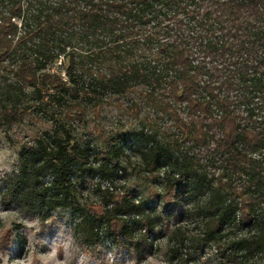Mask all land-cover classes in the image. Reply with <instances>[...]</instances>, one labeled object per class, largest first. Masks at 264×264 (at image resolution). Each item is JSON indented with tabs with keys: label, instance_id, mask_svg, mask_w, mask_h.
Masks as SVG:
<instances>
[{
	"label": "trees",
	"instance_id": "obj_1",
	"mask_svg": "<svg viewBox=\"0 0 264 264\" xmlns=\"http://www.w3.org/2000/svg\"><path fill=\"white\" fill-rule=\"evenodd\" d=\"M1 79L0 129L20 145L1 199L39 201L42 222L68 210L80 235L73 263L80 254L85 264H118L103 239L139 263L155 221L167 224L193 192L207 197L198 214L221 264H239V249L264 258V0H0ZM113 100L146 112L143 128L76 141L72 127L93 132ZM36 111L51 117L52 134L14 141L9 130ZM157 118L166 129L146 133ZM128 148L148 175V197L114 183ZM90 176L108 185L78 206V183ZM241 226L254 229L250 238L227 242V228ZM15 239L7 228L0 251Z\"/></svg>",
	"mask_w": 264,
	"mask_h": 264
},
{
	"label": "rangeland",
	"instance_id": "obj_2",
	"mask_svg": "<svg viewBox=\"0 0 264 264\" xmlns=\"http://www.w3.org/2000/svg\"><path fill=\"white\" fill-rule=\"evenodd\" d=\"M5 77L10 80V76L6 73ZM0 92L7 91L5 83L0 80ZM116 100L105 103L101 116L95 117L90 122V128L93 132H88L75 124L74 129L76 141H80L84 145L99 144L101 134L110 130H117L119 135H134L143 127L141 121L146 112L140 117L132 113L120 111ZM154 119V113L149 114ZM24 122L21 126L10 129V136L14 141L18 139L31 140L36 134H52L53 122L50 116L39 111L29 112L26 114ZM169 123L167 118H157L152 127L145 128L148 133L151 131H164ZM146 127L145 123L143 124ZM12 140V141H13ZM19 143H11L6 137V132L0 129V236L6 229L12 228L15 231L16 239L7 250L0 251V264H85L86 256L78 255L76 263L74 261V253L76 252L80 238L79 233L74 232L73 228L76 223L68 210L58 209L49 213L55 219L45 220V208L41 209L40 202L29 200L30 202H14L13 200L6 202L1 198L2 180L12 171L19 169V160L17 159V150ZM125 158L126 171L122 172L114 180L118 186H124L128 192L134 193L137 198L148 197V183L145 180L147 174L139 169L140 156L133 154V150L128 148ZM130 160V161H128ZM48 180V179H47ZM158 184V186H157ZM79 191L76 192L75 199L78 206H83L90 201L99 200L101 191L98 187H107L105 181L98 178L86 177L79 181ZM99 185V186H98ZM161 189L159 182L154 184ZM206 196L199 192H193L189 197L183 198V203L177 208L174 217L169 214L167 224L162 220L155 221L156 232L147 235L146 240L152 246L150 253L142 258L139 263L126 256V252H130L126 247L116 248L111 241L103 239L105 253L109 260H114L118 254V264H221L217 258L215 246L204 237V227L201 223L202 216L198 214L197 207L206 201ZM151 199V198H150ZM149 199V200H150ZM152 203H150L151 206ZM162 203L157 207H153V211L160 212ZM138 217L133 216L132 220ZM138 226L136 236L140 231ZM254 229L250 232L247 226L229 227L226 230V241L232 242L240 239L250 238ZM101 236H104L102 234ZM184 240L185 246L182 244ZM21 242V243H20ZM20 243V244H19ZM22 244V245H21ZM233 246H235L233 244ZM131 247V246H130ZM179 248L176 256L174 249ZM196 247V251L195 248ZM125 248V249H124ZM236 254L240 255L239 264H263L264 258L261 253L253 254L248 249L236 250ZM134 255L132 253H129Z\"/></svg>",
	"mask_w": 264,
	"mask_h": 264
}]
</instances>
